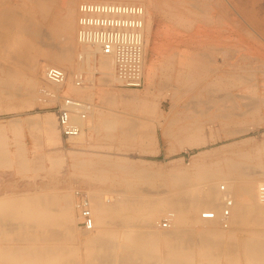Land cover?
I'll return each mask as SVG.
<instances>
[{
	"label": "bare ground",
	"instance_id": "1",
	"mask_svg": "<svg viewBox=\"0 0 264 264\" xmlns=\"http://www.w3.org/2000/svg\"><path fill=\"white\" fill-rule=\"evenodd\" d=\"M84 1L128 2V4H139L144 7L146 13L145 56L151 53L153 57L147 68V78L153 82L158 69L161 74H166L173 69L178 71L175 82L182 88L186 87L187 91L196 92L193 94L199 100L196 104L201 107V111L205 108L202 112L203 118L219 121L224 127H227L245 121V119L239 120L237 117H264V84L261 86L262 94L260 93L259 96L252 97V99L248 98L250 101L245 102H235L234 98H228L230 94L228 97L226 96L227 98L224 94V96H219L217 91H222L223 83L239 87L248 83L246 79L249 80V77L253 76L243 78L244 76L229 74L227 77L221 75L218 79L214 77L216 81L208 83L204 94L201 93L202 85L199 83L204 78L199 76L202 71H213L217 67L218 63L214 62L215 59L212 60L214 56L224 58L234 56L235 59L232 62L220 63L234 71L245 72L248 69L264 68V0ZM76 3L77 0H0V42L9 40L8 37L13 33L31 36L35 39L47 38L53 33L57 34L62 41L61 48L58 45V47L46 50L44 54L48 62L51 63L49 66L63 68L68 73L65 66H75L73 53L76 44L81 49L91 48L97 53L99 52L97 48L81 46L77 40L76 44L74 42L78 17ZM56 6L60 9V16L55 13ZM20 10L22 14H18ZM156 18H159L164 24V26L160 24L162 29L157 32L162 41L160 45L152 38ZM40 20L43 21V24L40 23ZM183 22L190 23L188 25L192 26H189L192 29V34L186 40L187 44H185L184 50L181 51L178 48L173 50L168 40L175 33L174 31L179 29V26L184 25ZM4 43L0 45L1 55L8 51H6ZM25 46L23 45V47ZM190 54L195 55L194 59H179L181 55ZM82 56L78 54L77 57L80 69L84 68L82 64L85 58ZM100 56L103 55L100 54ZM155 56L161 57L159 66L154 60ZM259 58L261 60H257ZM111 62L114 69L111 56L101 57L99 64L101 70L109 73ZM5 64L6 68L9 64L12 66L11 63L6 62ZM37 67H34L30 79L25 80L29 83L22 86L10 84L11 76L9 77L8 74L11 72L8 70L0 72V114L19 111L24 107L36 104V96L39 93L48 99L43 100L40 97L38 100L40 104H45L57 97L55 90L58 87L48 83L46 78L44 83L48 88L42 92L38 90L39 68ZM9 68L11 67L9 66ZM44 68L41 69L44 70ZM109 74L108 76L112 75ZM69 75L68 73V79ZM201 75L204 76L203 73ZM106 77L104 75V79L107 80L108 77ZM162 77L165 79V76ZM109 79L111 78L109 77ZM162 83L163 86L164 82ZM161 85L158 86L161 87ZM159 87L158 92L161 91ZM164 87L166 89V84ZM224 87H226L225 84ZM187 91L185 92L187 93ZM215 91L218 92V97H216ZM142 94L135 91L115 90V92L104 94L103 101L110 107H121L125 112L135 114L154 112L157 107L154 101L156 97L152 98L151 90ZM178 98L180 99V97ZM203 98L206 99V103ZM193 108L196 107L193 105ZM92 111L88 117L92 115ZM196 111L200 112L199 109L194 110V112ZM114 116L115 114L112 117ZM193 116H189L186 111L184 117L196 121L197 119ZM74 117L75 115L72 117L73 121L78 123ZM86 120L84 121L86 122ZM202 120L200 119V123L197 124L199 130L202 129ZM79 121L78 124L83 129L84 126H81L83 121L80 119ZM175 121L177 120L175 119ZM55 123L57 121L55 122L54 116L47 115L42 119H30L24 125L35 129L42 128L49 139L60 141V148H62L64 139L58 124L56 127ZM171 123L172 121L169 124ZM124 124L127 125V123ZM190 124L181 127L179 133V130L166 131L169 155L186 148L206 144L201 133L194 132V124L189 126ZM131 125L136 128L135 124ZM20 126L21 124L18 125L14 121L0 123V154L2 156L0 160L6 158L7 166L11 159L7 149L5 151L3 148L6 143L5 137L7 133L14 132ZM128 126L130 125L128 124ZM107 127L108 129L112 128V126ZM138 128L140 127H137L136 131ZM131 132L129 130L127 133L131 134ZM131 135L133 136V134ZM137 135L138 138L146 136L142 134L143 136L139 137V133ZM134 139L132 138V140ZM14 143L16 146L20 144H17L16 141ZM20 151L21 148L16 151L17 153H14L18 154ZM22 151L25 154V151ZM77 151H73V153H77ZM59 152L58 162H60ZM215 153H202L194 156L191 158L189 166L173 162L168 167H147L144 166L146 164H132L123 160L110 161L108 163L110 184L114 188L115 186L120 187V190L122 187L123 190H119V193H117V189V191L110 189L101 191V193L96 191V194L99 193V195L85 199L88 201L92 214L93 227L91 230H84L86 232L83 233L84 235L82 234L83 236L77 233L75 228L78 227L75 219L78 217L79 220L83 199L78 198L75 201L66 192L63 195L55 194V192H43L33 194L28 198L0 197V264H264V204L260 202L258 196V186L264 181V164L260 163V165L254 166L251 164L253 157L249 156L250 154H237L234 158L224 159V166H220L221 164L207 166V162L211 158L218 157ZM81 154L79 153V155ZM16 157L18 158V155ZM32 157L31 159H33ZM17 158L18 161H12L17 166L16 168L14 166L15 170L18 168L20 171H26L28 163L33 162V160L28 162L23 155ZM38 158H42V156ZM262 158L261 156L260 159ZM83 163L77 165L80 170L82 167L87 168ZM52 164L58 165L59 163L53 160ZM97 165L98 162L91 164L92 177L99 181L106 179L105 170L98 168ZM34 169L36 172L37 170L44 171L43 167ZM117 172L121 173L123 177L118 179ZM104 185L106 186V184ZM96 189L98 188L96 187ZM108 193H113V195L109 197ZM229 203L230 205H228ZM226 209L229 211L228 216L224 214ZM75 210L78 211L76 218ZM211 212L215 213V218L212 220L207 219ZM163 214H168L171 220L172 225L169 230H157L154 227L156 224L159 225ZM191 215H195L196 220L191 219ZM81 238L83 239L81 240ZM80 249L84 252L83 256L79 252Z\"/></svg>",
	"mask_w": 264,
	"mask_h": 264
},
{
	"label": "rangeland",
	"instance_id": "2",
	"mask_svg": "<svg viewBox=\"0 0 264 264\" xmlns=\"http://www.w3.org/2000/svg\"><path fill=\"white\" fill-rule=\"evenodd\" d=\"M81 2H82V0H77L76 11H77L78 6ZM126 3H128V2H126ZM58 6L55 7V13H57L58 16H60L59 15L60 9ZM18 14H22L21 10H20V12L18 11ZM155 20L156 21H154L155 24L153 25L154 31H152V38L154 41L156 40V42H158L160 45L162 43V41L160 40L161 38L159 37V34L157 32H159V30L162 29V26H164V24H163V22H161V20L159 18H156ZM40 23L43 24V21L40 20ZM188 23H186V22L184 23V25L186 24L185 27H184V25H181V27L179 26V29L175 30L174 31L175 33H173L171 35L170 39L168 40L169 41L168 43L170 44L171 47H173L172 48L173 50H176L177 48L181 51L184 50L185 44H187L186 40L192 34V29H191L192 26L188 25ZM189 26H191V27L189 28ZM184 28H186V29H184ZM182 33H184V34H182ZM20 36L21 35H17V34L13 33L12 35H10V37H8L9 40L4 41L5 43L3 41L0 42L1 43L0 45H3V43H4L5 47L7 48L6 51L8 50L7 52H5L6 55L0 54V70H1L0 72L2 73L3 71L8 70L9 72H11L8 74L9 77L11 76L10 84L15 85V86H22V85H26L29 83L28 81H25V80L30 79V77L33 75L34 67H37L36 65H38L39 66V67H37V68H39L38 90L42 92L45 88H48L47 85H45V83H44L45 82L44 70L47 67H49V65H51V63H49L48 60L46 59L44 52L46 50L53 49L54 47H58V45H60V48H61L62 41L59 39V36L57 34H54V33L51 34V36H48L47 38L46 37H39L37 39H35L31 36H27V35H22L21 37ZM23 40H24V42H23ZM38 41H40V42H38ZM74 42L76 44V33L74 36ZM51 43H52V45L53 44L54 45L52 46ZM33 44H34V46H33ZM23 45L24 46L26 45V46L23 47ZM82 49L79 48L78 45L76 44V49H75V52L73 53V60H74L75 66L74 67L65 66V68H67V70H68V73L70 74L68 82H67V89H66L65 93L60 94L59 89L55 90L57 97L55 99L51 100L52 102L47 101V103H45V104H40L38 102L40 97L43 100H48L45 98L44 95H42V93H39L36 96V100H35L36 104H33L32 106L24 107V108L20 109L19 111H11V112H5V113L0 114V123H6L8 121H14V122L18 123V125L21 124V126L18 127L17 130H15L14 132L12 131L10 133H7V135H6L7 138L5 137V141H6L5 144L6 145L4 144L3 148L5 149V151L7 149V152H9V158L11 159V162L7 166V164H6L7 161L4 158L3 162L0 163V169L3 171L5 169H9L10 171L12 169H14L15 164H13L12 161H14V160L18 161V160H16L17 155H18V158L21 155H23V157H25V158L28 157V162L33 160V162L31 161V163L30 162L28 163V171L27 170L26 171H20L17 168L16 169L17 171L15 172L16 176H12V175L8 176L5 172L2 171L3 173L0 174V197H2V198H4V197L5 198L6 197H8V198H28V197L32 196L33 194H39V193H43V192L44 193L45 192H53V193L55 192V194H58V195H60V194L63 195L66 192V193H69L76 201L78 199L77 192H84V194L86 195V198L88 197L87 199H89L90 196L92 197V196L97 195V194L99 195V193L96 194V191L101 193V191L111 189L114 191L118 190L117 193H119L120 187H117V186H115V188L112 187L110 184V179L108 178L110 176V171H108L109 170L108 163L112 160H119V161L123 160L127 163L140 164V165L146 164L144 166H147V167H153V166L168 167L173 162H178L182 166H189V162H190L191 158H193L194 156H198L199 154H202V153L203 154H211L213 152L215 153V151H216L215 154H217L218 157H214L213 159L211 158L208 161L210 163L207 162V166H215L213 164H216V165L221 164L220 166H224L225 165L224 164L225 161H223L224 159L226 160L227 158L228 159L234 158L237 154H243V155H245V154L249 155L250 154L249 156L253 157V159L251 160V164L254 166L260 165V163L264 164V154H263V152H264V117H237V118H239V120L245 119V121L243 120V121H240L236 125L233 124V126L230 125V126L224 127L222 125V123L219 121L207 120L205 117L204 118L202 117V114H203L202 112L205 110V108H203L204 110L201 111V107L198 104H196L199 101L198 98H196V96L193 95V94H196V92L187 91L186 87L182 88L181 86H179V84L177 82H175L177 79V76H178V71H176L175 69H173L172 71H170L166 74H164V73L161 74V71L158 69L159 72L158 71L156 72L154 81L153 82L149 81V78H147V71H148L147 68H148L149 63L152 61V58H153L151 56L152 55L151 53L148 56L146 55V64H145V77L146 78H145L144 87L142 89H138V90H131V89L121 88L117 85V81L115 80L116 78L114 75V69L112 66V62H111V70L109 72L112 75H110L109 73L102 71L100 68V65H99L100 64V58L101 57L103 58V56H100V54H98L96 50L94 51L91 48L90 49L89 48H87V49L82 48ZM93 51H94V53H93ZM78 54L83 55L82 57H84L86 59V60L83 59V64H82V66L84 67L83 69L82 68L80 69L78 67L79 66L77 63ZM190 55H184V56L181 55L179 59H181V58L183 60L191 59V58L194 59L195 55H191L193 57H191ZM1 57H3V58H1ZM214 57L212 58V60L214 61V59H215L214 62L216 64L218 63L217 67L213 71L212 70L208 71V72L202 71L199 75V76L205 78V79L202 78L203 79L202 82H199L200 85H202L201 93H203V94L205 93L204 90H205V87L208 86V83H213V80L216 81L215 79H218V77L221 75H224V77H227L229 74H234V75L237 74V76L239 75V77L244 76L243 78H247L250 75L253 77H249L250 78L249 80L246 79V82H248V83L243 81L246 84L243 83L244 85H242V86L240 85L239 87H236V85H234V86L230 85L229 86L228 83H223L222 91L217 90L219 92V96L225 95V97L226 96L228 97L230 94V96H232V97L229 96L228 98H234L236 100L235 102H245V101H250V99H248V98L252 99V97H255V96L257 97L260 95V93L261 94L263 93L261 86L264 84V73H263L264 68L263 69L259 68L257 70L256 69H254V70L248 69L245 71L246 73L244 71H243L244 72L243 73L242 71L240 72V70L234 71V70L220 64L221 62H223V63L224 62L225 63L232 62L235 59L234 56H229L226 58L221 57V56H214ZM11 60H12V62H11ZM93 60H94V62H93ZM154 60L157 64V66H159L158 64L161 60V57L155 56ZM156 60H158V61H156ZM227 60H228V62H227ZM257 60H261V59L259 58ZM111 61H112V59H111ZM4 62L5 63L6 62L11 63L12 66L10 64L9 65L7 64L8 68H9V66L11 68H9V69L6 68V64ZM34 63H35V66H34ZM86 63L88 65L87 68H86ZM98 66H99V68H98ZM41 68H44V70ZM250 72L253 73L254 75L251 74ZM1 73H0V75H1ZM75 73H82V74L85 73L87 76L86 77L87 81H96L98 83L96 86V92L92 95V98L90 99V101H94V103L90 102V103L94 104L92 114L93 113L94 114L99 113V112H101V109H102V110H106V113L109 115V117H112L114 114H115L114 117H119V116L120 117H163V116L164 117H184L186 114V111H187V114L189 116H191V115L193 116V114H195L193 117L196 118L197 120L192 122L194 124V127H193L194 132L197 134L201 133V136L204 139V141H206V144L202 145V146H198V147L186 148L185 150H182L181 152H178V153H174V154H170V155L164 154V155L152 157V158H141L140 155H137V154H121L118 151H116L115 147L114 148H109V147L106 148V151L108 150V153L103 154L102 153L103 149L96 145L95 147H93V150L95 151V153L93 155V158L95 159L94 162H98V165H97L98 168L105 170L104 172L106 173L105 175L107 178L99 181V180H95L96 178L92 177V175H91L90 181L95 184V187L92 189H89V188L82 186L80 184L81 180L83 179L81 170L77 169V168L75 169L69 163V161H70V159H71L70 157L72 155L71 151H74L77 149V146H78L77 141L83 136L84 133L81 134L78 138L71 139L70 141H64L61 138V141L63 140L62 142L64 144L63 145L64 147L60 148V144H61L60 141H57V140L55 141V140L49 139V137H47V135L43 132L42 128L35 129V128L28 127L27 125H24L30 119L31 120L36 119V118L42 119L43 117H45L47 115H53L55 122H56L57 120H56L55 112H56V108L59 106V104L61 102V96L62 95L73 96V97L78 98V99H84L85 94L83 92H81L82 88L76 87L73 83V75ZM103 73H105V74H103ZM202 73L204 74V76L201 75ZM108 74L110 76H108ZM104 75H105V77L107 75V77H108V78L106 77L107 80L109 79V77L112 80L109 79L110 81L109 80L107 81L106 79H104ZM162 76H165L166 80ZM158 77L160 78V80ZM214 77H215V79H214ZM22 78H23V80H22ZM167 78L169 81L167 80ZM162 82H164V85L166 84V89H165V87L163 88L164 85L163 86L161 85V84H163ZM168 82H170V83H168ZM224 84L226 87H224ZM158 85L159 86L161 85V87H159ZM248 85H252V86L249 87ZM158 87L161 90L159 92H162L161 94L158 92ZM246 87H248V88H246ZM163 89H165V90H163ZM223 89H225L226 91L228 90V93H226V91H224ZM115 90H119L122 92L123 91L124 92L135 91V92H139L141 94L142 93L145 94V93L149 92V90H151V93H153L154 95L156 94V96H154L152 94V98L156 97L155 100L154 99L153 100L155 101V105H157V107H155L157 110L155 109L154 112L148 113V114H146V113L135 114L132 112H129V113L125 112L123 109H121V107H116V108L112 107V106L110 107L108 105V103H104L103 97H104V94H109V93L115 92ZM185 91H187V93ZM217 91H215L217 93V94L215 93V95H217L216 97H218ZM157 92L159 93V95ZM220 92H225V93H221L222 94L221 95ZM76 93H78V94H76ZM182 93H183V95H182ZM178 97H180V99ZM190 98H192V99H190ZM195 98H196L197 102L194 100ZM203 100L206 103V101H205L206 99L203 98ZM253 100H254V98H253ZM204 102H203V104H205ZM192 104L194 105V107H196L195 109L200 110V112L196 111L199 114L194 112L195 109L193 108ZM191 106H192V109H190ZM173 107L175 108L174 110H173ZM191 110H193V111H191ZM181 111L182 112L184 111V112L182 113ZM74 119H76V121L78 123H80L77 115H75ZM200 119H203L202 123H201L202 127L200 126L202 128L201 130H199L200 128H199V126H197L198 122L200 123ZM241 122L242 123L245 122V123L242 124ZM84 123H85V121L81 122V126H83ZM55 124L57 127V123H55ZM177 124L184 125L185 123L184 122H178ZM180 128L181 127H179L177 130H179ZM83 130H84V128L82 129V131ZM179 132H181V131L179 130L178 133ZM14 141H16L17 144L18 143H20V144H18L16 146ZM14 146H16V147H14ZM16 148L17 149L21 148V151L18 152V154L14 153V152L19 150V149L15 150ZM22 150L25 151V154L23 153ZM58 151H61V157H60L61 160L59 159V161L61 163L57 161ZM259 151H260V153H259ZM40 155L42 156V158L43 157L44 158L43 159L38 158V157H41ZM261 156L263 157L262 159H260ZM31 157L33 159H31ZM36 159H38L37 162H36ZM218 159H219V161H221L220 163H219ZM53 160L59 164L58 165L56 164L57 166L55 164H52ZM39 161H43V162L39 163ZM215 161L216 162L218 161L217 162L218 164L214 163ZM32 163H33V165H32ZM10 164H11V166H10ZM53 165H55V168H53ZM16 167L17 166H15V168ZM42 167L44 168V171L43 170L42 171L37 170V172H36V170L34 169V168L40 169ZM50 169H52V170L50 171ZM31 170L32 171L34 170L35 172L34 171L32 172ZM116 174H117L118 179L123 177L121 175V173L117 172ZM107 179H108V182H107ZM97 183H98V185H96ZM107 183H109V184H107ZM104 184H106V186ZM108 185H110V186H108ZM107 186H108V188H107ZM40 187H41V189H40ZM96 187L98 189H96ZM121 190H123L122 187H121ZM112 195H113V193L107 194V196H109V197ZM91 197H90V199H91ZM77 215H78V211L75 210V218L77 217ZM190 218L193 220H196L195 215H191ZM79 219H80V216H79ZM165 219H169L168 214L162 215V217L160 218V221H159V225H161V223H163ZM77 221H79L78 217H77V219H75L76 225H78ZM170 224L172 225L171 220H170ZM159 225L157 226V224H156L154 227L157 228V230L158 229L160 230V229H162V227L159 228L160 227ZM75 228L77 230V233H79L81 236H83L84 235L83 233L86 232L82 228H80L79 226L78 227L76 226ZM170 229H171V227H170ZM195 229H196V227H195ZM162 230H165V229H162ZM82 239L83 238H81V240ZM79 252H80L81 256L84 255V252L82 249H80Z\"/></svg>",
	"mask_w": 264,
	"mask_h": 264
},
{
	"label": "built area",
	"instance_id": "3",
	"mask_svg": "<svg viewBox=\"0 0 264 264\" xmlns=\"http://www.w3.org/2000/svg\"><path fill=\"white\" fill-rule=\"evenodd\" d=\"M145 14L144 7L139 4L120 2L82 1L78 7L77 43L97 48L98 54L103 56H111L117 85L124 89L138 90L145 84ZM45 78L48 83L58 87L60 94L65 93L68 73L63 68L47 67ZM73 83L76 87H83L84 75L75 73ZM93 105L73 96H61L55 115L65 141L78 137L82 131L72 117L77 115L80 120H86ZM77 195L85 201L81 202L78 226L83 230H91L93 218L88 201L85 200L86 195L84 192H77ZM258 196L264 204V181L258 186ZM224 214L228 216L229 211L226 209ZM209 215L207 219L215 218V213L211 212ZM159 226L165 230L170 229V220L165 219Z\"/></svg>",
	"mask_w": 264,
	"mask_h": 264
},
{
	"label": "crops",
	"instance_id": "4",
	"mask_svg": "<svg viewBox=\"0 0 264 264\" xmlns=\"http://www.w3.org/2000/svg\"><path fill=\"white\" fill-rule=\"evenodd\" d=\"M83 74L85 78V83H84V86L81 87L82 88L81 92H83L85 95H84V99H81V100L94 103V101H90V99L92 98V95L96 92V86L98 83L96 81H87L86 74L85 73ZM184 118L183 117H164V116L163 117H109V115L106 113V110H103V111L101 110V113L99 112V114L93 113L92 115H90V117H88V119L83 125L84 130L82 134L83 133L84 134L77 141L78 146H77V149L74 150V152L77 150L78 151L77 153H73V151H71L72 155L70 157L71 159L69 163L75 169L76 168L79 169L77 165L79 164L82 165V163L84 162L83 164H85L87 168L82 167L81 169L83 179L81 180L80 184L86 188L92 189L94 188L93 186H95V184L90 181V176L92 172L91 164L95 160L93 158V154L95 153V151L93 150V147H95L96 145L98 147H101L103 149L102 151L103 154L108 153V150L106 151V148L115 147L116 151H118L121 154H137V155H140L141 158H152V157H157V156H161L164 154L169 155L170 151H169V145L167 142V136H166L167 132L166 131H169V130L177 131L179 127H183L186 125L188 126V123L192 124L193 122L192 120H189L187 118L184 119ZM175 119L177 121H175ZM171 121L174 124L172 123L169 124ZM178 122H184L185 124L184 125L177 124ZM124 123H127V125ZM130 123L135 124L136 128L133 127V125H131ZM128 124L130 126H128ZM191 124L189 126H191ZM107 126H109V128L110 126H112V128L108 129ZM113 127L115 128V130H113L114 129ZM137 127H140L141 129L138 128V130L136 131ZM127 128L130 131H132L131 134H133V136L130 133H127L129 132ZM138 133L140 134L139 137L146 135V133L149 134L148 135L149 137L146 135V136H143V138L141 137L138 138V135H137ZM132 138L136 141L132 140ZM148 139L153 140V141L149 142ZM154 139L156 140L154 141ZM79 153H82L81 155L83 156L79 155ZM174 153L176 152H173L171 154H174ZM59 154H60L59 157H61V151L59 152ZM0 158H2L1 154H0ZM26 160L28 161V157L26 158ZM80 160H82L83 162L81 161L82 162L81 163ZM2 162H3V159L0 160V163ZM2 171L3 170L0 169V174L5 172L8 176L10 175L16 176L15 172L17 170L12 169L10 171L9 169H5L3 172ZM27 171H28V167H27Z\"/></svg>",
	"mask_w": 264,
	"mask_h": 264
}]
</instances>
